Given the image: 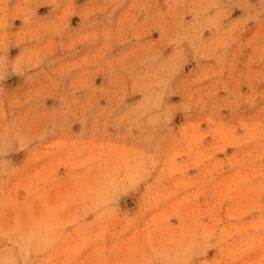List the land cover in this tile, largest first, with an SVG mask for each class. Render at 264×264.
<instances>
[{
	"label": "rangeland",
	"instance_id": "obj_1",
	"mask_svg": "<svg viewBox=\"0 0 264 264\" xmlns=\"http://www.w3.org/2000/svg\"><path fill=\"white\" fill-rule=\"evenodd\" d=\"M0 264H264V0H0Z\"/></svg>",
	"mask_w": 264,
	"mask_h": 264
}]
</instances>
